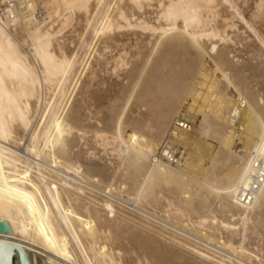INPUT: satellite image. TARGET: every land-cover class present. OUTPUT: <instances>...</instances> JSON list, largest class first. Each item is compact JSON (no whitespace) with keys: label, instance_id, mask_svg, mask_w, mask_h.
<instances>
[{"label":"bare ground","instance_id":"6f19581e","mask_svg":"<svg viewBox=\"0 0 264 264\" xmlns=\"http://www.w3.org/2000/svg\"><path fill=\"white\" fill-rule=\"evenodd\" d=\"M0 220L33 264H264V0H0Z\"/></svg>","mask_w":264,"mask_h":264},{"label":"water","instance_id":"95a60500","mask_svg":"<svg viewBox=\"0 0 264 264\" xmlns=\"http://www.w3.org/2000/svg\"><path fill=\"white\" fill-rule=\"evenodd\" d=\"M10 231V224L7 221L0 220V232L9 233ZM32 252L34 251L22 247L16 242L0 240V264H33ZM41 256L46 258L43 255Z\"/></svg>","mask_w":264,"mask_h":264},{"label":"rangeland","instance_id":"374dc122","mask_svg":"<svg viewBox=\"0 0 264 264\" xmlns=\"http://www.w3.org/2000/svg\"><path fill=\"white\" fill-rule=\"evenodd\" d=\"M241 30H242V32L244 31L243 28H242ZM240 32H241V31H240ZM244 34H245V33H244ZM246 34H248V33H246ZM232 35H233V34H232ZM251 40H252V39L250 38L248 41H251ZM244 42H247V40H245ZM231 44L234 45V42L231 41ZM235 46L241 48V47H240V44H236ZM211 65H212V64H211ZM37 252H38V251H37ZM40 254L43 255V256H45V255L42 254L41 252H40L39 254H36V259H37L36 262H37V264H45V262H44V258H42V256H41Z\"/></svg>","mask_w":264,"mask_h":264}]
</instances>
